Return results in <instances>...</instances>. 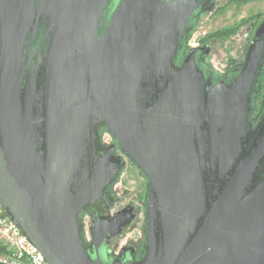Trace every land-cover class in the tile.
Segmentation results:
<instances>
[{
  "label": "water",
  "instance_id": "water-1",
  "mask_svg": "<svg viewBox=\"0 0 264 264\" xmlns=\"http://www.w3.org/2000/svg\"><path fill=\"white\" fill-rule=\"evenodd\" d=\"M206 2L0 0V208L46 264H264V21L215 73L187 48ZM116 149L146 180L139 257L107 254L129 214L84 239Z\"/></svg>",
  "mask_w": 264,
  "mask_h": 264
},
{
  "label": "flooded vegetation",
  "instance_id": "flooded-vegetation-1",
  "mask_svg": "<svg viewBox=\"0 0 264 264\" xmlns=\"http://www.w3.org/2000/svg\"><path fill=\"white\" fill-rule=\"evenodd\" d=\"M258 2H264V0H207L203 8H212L211 13H217L222 10H225L231 5H247L255 4ZM264 21L263 15L257 14L241 22L237 26L233 33L230 34L231 43L234 42L235 37L238 36V39L243 41L242 46H239V49L236 51V58L230 55V51H233V48L229 46L225 47V43L228 38H225L224 41L216 37L205 38L201 40L196 46L202 49L206 61L210 64L211 69L214 70L212 62L216 60L214 56H219L218 49L215 50L214 47L220 45L222 49V56L224 59L237 61L238 59L244 58V55L247 51L248 46L250 45L252 38L256 29ZM237 39V38H236ZM224 53V55H223ZM221 55V54H220ZM212 60V62H211ZM217 72V71H216ZM260 78L264 81V63L261 68ZM261 89L263 85H260ZM262 112L257 113L253 120V123H256L261 116ZM101 145L103 148L113 144V140L106 133L102 132L101 135ZM114 157L120 159L122 162V169L120 174L116 178L115 182L110 187L109 196L106 198L104 203L98 204L95 208L88 210L83 214L82 226L84 231V239L87 244L91 243V237L89 235V227L92 222V218L97 217H106L108 219L113 218L119 213L129 214L131 216V223L129 226L123 229L122 234L119 238L111 239L108 245V253L112 254V257H119L122 251H125L127 254L133 252L135 257H139L143 245V227L145 222V193H146V180L142 176L141 172L134 167L129 160L121 154V152L116 149ZM135 171L136 177L139 180V186L137 191L131 193L127 190L125 179H123L124 173L127 171Z\"/></svg>",
  "mask_w": 264,
  "mask_h": 264
},
{
  "label": "rangeland",
  "instance_id": "rangeland-1",
  "mask_svg": "<svg viewBox=\"0 0 264 264\" xmlns=\"http://www.w3.org/2000/svg\"><path fill=\"white\" fill-rule=\"evenodd\" d=\"M264 13V2L251 3L247 5H231L227 7L225 10H222L217 13H211L202 18L196 30L192 33L189 38L187 48H191V45H196L205 38L216 37L217 35H222L228 38L226 41L225 47L229 46L233 48V51H230V55L236 58V51L239 49V46H242L243 41L240 42L238 36L235 37L234 42L230 41V34L233 33V30L241 24L242 21L257 15ZM237 38V39H236ZM215 50L218 49L219 56H214L216 60L214 63L212 62V66H214V72L223 74L228 70L236 67L237 64L241 63L243 58L238 59L237 61H232L224 59L222 56V47L220 45L214 47ZM217 51V50H216ZM224 55V53H223ZM217 71V72H216ZM123 179H125L126 187L129 192L133 193L137 191L139 186V180L136 177L135 171L128 170L123 175Z\"/></svg>",
  "mask_w": 264,
  "mask_h": 264
},
{
  "label": "built area",
  "instance_id": "built-area-1",
  "mask_svg": "<svg viewBox=\"0 0 264 264\" xmlns=\"http://www.w3.org/2000/svg\"><path fill=\"white\" fill-rule=\"evenodd\" d=\"M0 264H46L38 251L4 217L1 208Z\"/></svg>",
  "mask_w": 264,
  "mask_h": 264
},
{
  "label": "trees",
  "instance_id": "trees-1",
  "mask_svg": "<svg viewBox=\"0 0 264 264\" xmlns=\"http://www.w3.org/2000/svg\"><path fill=\"white\" fill-rule=\"evenodd\" d=\"M199 23L196 25V27L194 28L193 32L196 30V28L198 27ZM216 38L220 39V41H224V39L226 37L222 36V35H219V36L217 35ZM207 64H208L209 69L213 72V70L210 67V64L208 62H207ZM260 73H261V71H260ZM260 77L261 76L259 74L258 82H257V86H256V94H255V98H254V109H253V111L251 113V121L252 122H253L252 119L254 118V116L257 113H259V112L263 113V111H264V89L260 88V85H263V88H264V81H262Z\"/></svg>",
  "mask_w": 264,
  "mask_h": 264
}]
</instances>
